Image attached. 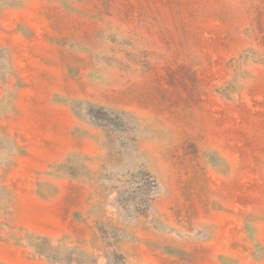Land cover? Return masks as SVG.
I'll use <instances>...</instances> for the list:
<instances>
[{"label": "rangeland", "instance_id": "1", "mask_svg": "<svg viewBox=\"0 0 264 264\" xmlns=\"http://www.w3.org/2000/svg\"><path fill=\"white\" fill-rule=\"evenodd\" d=\"M0 264H264V0H0Z\"/></svg>", "mask_w": 264, "mask_h": 264}]
</instances>
